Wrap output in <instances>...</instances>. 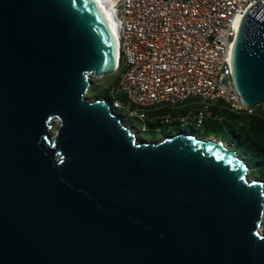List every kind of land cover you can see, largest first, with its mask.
Listing matches in <instances>:
<instances>
[{
	"label": "water",
	"instance_id": "95a60500",
	"mask_svg": "<svg viewBox=\"0 0 264 264\" xmlns=\"http://www.w3.org/2000/svg\"><path fill=\"white\" fill-rule=\"evenodd\" d=\"M92 0H0V264H264V182L221 140H136L88 76L114 73ZM264 104V11L230 58ZM57 127L52 132V125Z\"/></svg>",
	"mask_w": 264,
	"mask_h": 264
},
{
	"label": "built area",
	"instance_id": "2783aa9c",
	"mask_svg": "<svg viewBox=\"0 0 264 264\" xmlns=\"http://www.w3.org/2000/svg\"><path fill=\"white\" fill-rule=\"evenodd\" d=\"M108 1L116 26L118 76L116 87L108 91L112 111H125L143 124L142 132L147 125L200 129L207 120L221 121L211 108L264 118V104H241L230 74L239 24L253 4L264 11V0ZM188 101L199 108L178 118L161 114Z\"/></svg>",
	"mask_w": 264,
	"mask_h": 264
},
{
	"label": "rangeland",
	"instance_id": "374dc122",
	"mask_svg": "<svg viewBox=\"0 0 264 264\" xmlns=\"http://www.w3.org/2000/svg\"><path fill=\"white\" fill-rule=\"evenodd\" d=\"M116 79H117V74L115 73L105 76L101 79L96 78L93 75L88 76L89 86L87 92L84 94V98L89 101L94 100L95 98H105L106 100L110 101L108 91L110 88L116 87L117 85ZM192 103H193L192 101H188L184 107H181L176 110L167 108L163 110L161 114H167L170 115L171 117H176V118L185 116L187 113L199 108L198 106L192 105ZM133 108L134 107H132V109ZM116 112L117 114L125 118L124 119L125 125H129L132 127L131 131L134 132L136 140L138 142L161 141L164 137L168 135H174L179 132H184L186 134H193L198 139H205V140L209 139L215 141L221 140L229 150H234L229 144L231 135L221 121H217L215 124H212L211 122H205L200 129H195L188 126L184 127L179 124H171L169 126L158 127V128H153L152 126L147 125V131L142 132L141 131V128L143 126L142 123H140L134 118H128L127 113L123 110H118ZM56 127H57V122H54V124L52 125V132H54ZM247 180L251 182L253 180H257V177L248 173ZM260 232L264 233V220H262Z\"/></svg>",
	"mask_w": 264,
	"mask_h": 264
},
{
	"label": "trees",
	"instance_id": "16d2710c",
	"mask_svg": "<svg viewBox=\"0 0 264 264\" xmlns=\"http://www.w3.org/2000/svg\"><path fill=\"white\" fill-rule=\"evenodd\" d=\"M118 80V76L116 82ZM121 103H125L124 96H118ZM212 116L221 117V122L229 131L230 146L237 155L245 160L249 173L264 182V118L258 116L233 115L225 111L211 108ZM206 122L215 124L217 120Z\"/></svg>",
	"mask_w": 264,
	"mask_h": 264
},
{
	"label": "bare ground",
	"instance_id": "6f19581e",
	"mask_svg": "<svg viewBox=\"0 0 264 264\" xmlns=\"http://www.w3.org/2000/svg\"><path fill=\"white\" fill-rule=\"evenodd\" d=\"M95 6L98 8L99 12L101 13L114 42L115 53L116 49V26L113 20L112 12H111V3L108 0H92ZM117 55V54H116Z\"/></svg>",
	"mask_w": 264,
	"mask_h": 264
}]
</instances>
